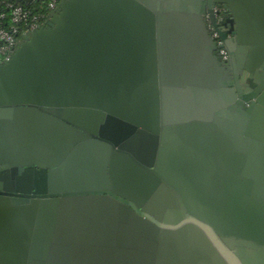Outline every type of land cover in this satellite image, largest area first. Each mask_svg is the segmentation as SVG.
Instances as JSON below:
<instances>
[{
  "label": "water",
  "instance_id": "water-1",
  "mask_svg": "<svg viewBox=\"0 0 264 264\" xmlns=\"http://www.w3.org/2000/svg\"><path fill=\"white\" fill-rule=\"evenodd\" d=\"M0 169V264H264V0H59Z\"/></svg>",
  "mask_w": 264,
  "mask_h": 264
},
{
  "label": "built area",
  "instance_id": "built-area-1",
  "mask_svg": "<svg viewBox=\"0 0 264 264\" xmlns=\"http://www.w3.org/2000/svg\"><path fill=\"white\" fill-rule=\"evenodd\" d=\"M59 0H47V8L49 13L52 9L55 8ZM0 3H4L8 9V13L0 12V19L4 18L6 15L10 18V24L7 27L0 26V62L9 58L17 40L18 32L21 34L31 31L38 26H40L44 20L48 18L49 13L44 15L33 14L29 9L25 8L23 4L14 1L0 0ZM220 7L215 8L217 19L220 15ZM45 17V18H44ZM24 23L26 28L22 31L19 30L18 24ZM214 36H217V33L214 32ZM221 40H219L220 42ZM224 57L227 56V53L224 49H221Z\"/></svg>",
  "mask_w": 264,
  "mask_h": 264
},
{
  "label": "trees",
  "instance_id": "trees-1",
  "mask_svg": "<svg viewBox=\"0 0 264 264\" xmlns=\"http://www.w3.org/2000/svg\"><path fill=\"white\" fill-rule=\"evenodd\" d=\"M10 1H14V0H10ZM23 5L25 6V8L29 9L33 14L46 16L49 13V10L47 8V0H34L31 3H25ZM2 11L6 12V14L8 13V9L6 8L4 3H0V12ZM9 24H10V18L8 15L0 19V26L7 27ZM18 27L19 30L22 31L23 29L26 28V25L24 23H20L18 24ZM21 35H22L21 32H18L17 37H20Z\"/></svg>",
  "mask_w": 264,
  "mask_h": 264
},
{
  "label": "flooded vegetation",
  "instance_id": "flooded-vegetation-1",
  "mask_svg": "<svg viewBox=\"0 0 264 264\" xmlns=\"http://www.w3.org/2000/svg\"><path fill=\"white\" fill-rule=\"evenodd\" d=\"M230 16H229V14H228V11L226 10V9H224L222 6L220 7V15H219V18H218V21L220 22V23H222L223 25H224V28L226 27V25H225V23H226V21L228 20V18H229ZM46 21V19L44 20V22ZM43 22V23H44ZM42 23V24H43ZM228 27V29H231L232 27H230V26H227ZM230 31V30H229ZM228 34L229 35H231V32H228ZM2 169H0V171H1Z\"/></svg>",
  "mask_w": 264,
  "mask_h": 264
}]
</instances>
